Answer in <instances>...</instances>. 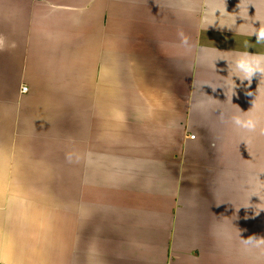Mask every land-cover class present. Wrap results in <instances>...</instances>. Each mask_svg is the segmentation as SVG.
I'll return each mask as SVG.
<instances>
[{
  "label": "crops",
  "instance_id": "obj_1",
  "mask_svg": "<svg viewBox=\"0 0 264 264\" xmlns=\"http://www.w3.org/2000/svg\"><path fill=\"white\" fill-rule=\"evenodd\" d=\"M207 7L0 0V264H264V3Z\"/></svg>",
  "mask_w": 264,
  "mask_h": 264
},
{
  "label": "clouds",
  "instance_id": "obj_2",
  "mask_svg": "<svg viewBox=\"0 0 264 264\" xmlns=\"http://www.w3.org/2000/svg\"><path fill=\"white\" fill-rule=\"evenodd\" d=\"M212 3H215V0H204V10L200 13V24L203 25L205 29L209 25L215 23L219 15L224 13L230 14L225 10V8L223 10H221L219 7H213L209 9L207 5ZM260 3H264V0H260ZM217 11L219 12L218 16L216 15ZM235 20L236 17H233V23H235ZM255 21L260 22V26L258 28L254 27L252 23V25H250L252 31L241 34L248 36L255 34L257 43L264 42V23H262L259 19ZM238 26L243 27V23L239 24ZM181 43L185 46H189L188 38L183 36L182 33H181ZM232 64L234 69L233 74L239 77L241 80L248 79L250 81V78L255 73L264 74V54H260V53L254 54L248 51L239 52L234 57ZM233 121L236 125L243 128L254 129L256 127V123L252 119H248L247 121H245L242 120L239 116H236L233 117Z\"/></svg>",
  "mask_w": 264,
  "mask_h": 264
},
{
  "label": "built area",
  "instance_id": "obj_3",
  "mask_svg": "<svg viewBox=\"0 0 264 264\" xmlns=\"http://www.w3.org/2000/svg\"><path fill=\"white\" fill-rule=\"evenodd\" d=\"M26 90H27V88H26V87H23V88H22V91H23V92H25Z\"/></svg>",
  "mask_w": 264,
  "mask_h": 264
}]
</instances>
